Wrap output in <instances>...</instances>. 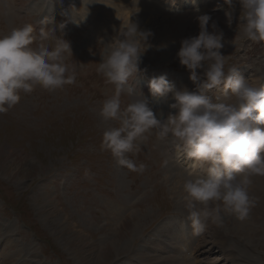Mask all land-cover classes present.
I'll return each mask as SVG.
<instances>
[{
  "label": "rangeland",
  "instance_id": "rangeland-1",
  "mask_svg": "<svg viewBox=\"0 0 264 264\" xmlns=\"http://www.w3.org/2000/svg\"><path fill=\"white\" fill-rule=\"evenodd\" d=\"M223 4L196 0V13L191 0H0V35L25 23L56 31L65 23L63 31L79 30L75 47L83 51L73 58L80 81L71 87L74 95L67 96L64 88L50 92L38 87L31 94L21 93L20 102L0 114V264H148L142 260L148 255L159 264L171 255L181 260L175 264H264V223L254 225L261 221L258 207L244 221L225 215L222 224L209 222L203 234L193 233L185 194L178 193L182 179L176 183L190 163L175 148L150 136L132 157L146 165L143 173L118 166L100 148L103 131L117 125L99 115L113 89L96 69L121 24L136 12L131 19L153 32V47L129 83L165 118L176 113L169 107L174 100L169 94L166 101L153 102L151 78L165 75L177 90H195L190 72L179 63V43L168 39L175 35L179 16L224 17L216 30L224 35L221 53L227 66L238 67L245 80L258 76L256 69L264 71V42L234 41L242 7L238 0L231 9L218 7ZM229 11L231 25L225 14ZM45 18H54V23L41 24ZM190 22L195 24L183 36L198 35L199 24ZM263 197L264 192L257 200ZM132 221L137 223L133 233L126 228ZM182 246L189 248L182 251Z\"/></svg>",
  "mask_w": 264,
  "mask_h": 264
},
{
  "label": "clouds",
  "instance_id": "clouds-1",
  "mask_svg": "<svg viewBox=\"0 0 264 264\" xmlns=\"http://www.w3.org/2000/svg\"><path fill=\"white\" fill-rule=\"evenodd\" d=\"M191 2L199 13L196 0ZM238 3L242 22L234 41L264 42V0ZM224 5L231 9L234 0H224L218 7ZM225 14L231 25L232 13ZM132 16L121 24L96 69L113 89L103 100L99 115L117 125L103 131L101 150L110 152L118 166L143 173L146 165L132 157L154 135L157 141L175 148L177 156L192 161L182 174L181 187L186 219L195 235L203 234L209 222L222 224L225 215L246 220L257 203L250 191L253 178L264 176V71L256 69L259 75L245 80L238 67L227 66V56L221 53L223 32L216 30L215 22L210 32L211 16L199 14L198 35L182 39L177 52L195 90H177L165 75L149 80L153 102L166 101L169 94L174 100L169 107L177 111L165 118L162 112L155 113L150 100L129 83L141 71L142 57L153 47L150 38L154 35L149 29H141ZM40 23H54V18ZM65 26L58 25L60 29ZM55 31H37L33 24L25 23L0 35V114L17 105L21 93L31 94L38 87L52 92L76 83L77 70L66 62L67 56L73 55L70 42ZM221 85L219 92L212 91ZM85 176L90 178V170Z\"/></svg>",
  "mask_w": 264,
  "mask_h": 264
},
{
  "label": "bare ground",
  "instance_id": "bare-ground-1",
  "mask_svg": "<svg viewBox=\"0 0 264 264\" xmlns=\"http://www.w3.org/2000/svg\"><path fill=\"white\" fill-rule=\"evenodd\" d=\"M123 2L124 1H126V0H122ZM203 8V7H202ZM204 10H205V8H203ZM207 10H208V8H207ZM202 14V13H201ZM203 14H206V13H203ZM151 15H152V13H151ZM197 15H199V14H197ZM197 15H193L192 17H190V18H188L186 15H182V16H179L178 18H176L175 19V24H174V31H175V35L174 36H170V37H168V39L170 40V41H174L175 43H179V46H181L180 45V42H181V40L182 39H184V38H188V37H186V36H183V34H188V33H190V30L188 29V27H190L191 25L193 26L194 24H195V22H190L191 20H196V22L198 23V21H197V19H196V16ZM218 15V14H217ZM148 16V15H147ZM153 16V15H152ZM191 16V15H190ZM211 16V15H210ZM220 16V15H219ZM224 16V15H223ZM226 17V16H225ZM211 21L212 22H215V24H216V22H219V23H223L222 21H223V19H224V17L223 18H221V17H217V16H211ZM150 18H148V20H149ZM146 24L145 23H143L142 24V26L144 27ZM143 27H141V28H143ZM211 30V29H210ZM190 37V36H189ZM184 161H186L187 163H192V161H190V160H187V159H184V158H182ZM182 169H180V171H181ZM204 170V169H203ZM180 173V172H179ZM173 175V174H172ZM176 178H177V184H178V178H180V179H182V177H181V175L179 174V177L178 176H176ZM180 182V181H179ZM181 183H182V181H181ZM181 185V184H180ZM250 191H251V194L257 199L258 197H259V195L262 193V192H264V176H257V177H254L253 178V184H252V186H251V189H250ZM178 193L180 194V193H183V190H182V187L180 186V187H178ZM183 195V194H182ZM255 207H258V209L259 210H256V211H259L258 213L261 215L259 218L261 219V221H259L258 222V220H257V222H255V224L254 225H256V223H264L263 221H264V197L262 198V199H260L259 201L257 200V203H256V205H255ZM255 209V208H254ZM254 209H253V211H254ZM252 210V209H251ZM252 212V211H251ZM254 213V212H253ZM252 213V214H253ZM250 216V215H249ZM255 217V216H254ZM258 217V216H257ZM228 218H229V220H231L232 218H233V216H231V215H228ZM252 218V217H251ZM135 221V220H134ZM134 221H132L131 223H129V224H126V228L127 229H129V230H131V233H133L134 231H135V229H136V227H137V223L136 222H134ZM227 221V220H226ZM252 222V221H251ZM229 223V222H228ZM253 223H254V219H253ZM250 225V224H249ZM258 226V225H257ZM168 227V226H167ZM253 227V226H252ZM179 228V227H178ZM258 228V227H257ZM263 228V226H260L258 229L261 231V229ZM139 229V228H138ZM254 230H256V228L254 227L253 228ZM258 230V231H259ZM164 231H165V229H164ZM260 231L258 232V236L261 234L260 233ZM166 232V231H165ZM168 232V231H167ZM128 233V232H127ZM173 235H174V237H175V231L173 232ZM182 237V236H181ZM251 238H254V236H251ZM121 239V238H120ZM168 239V238H167ZM170 239V238H169ZM253 240V239H252ZM167 242V241H166ZM165 242V243H166ZM246 242V241H245ZM254 242V241H253ZM252 242V243H253ZM181 245H182V243H181ZM185 245V244H184ZM247 246L248 245H250V247H251V243H247L246 244ZM186 246H187V244H186ZM190 246V245H189ZM189 246H188V248H189ZM144 247H146L145 245H144ZM156 247H158V246H156ZM188 248H186V247H184V246H182L181 247V250L182 251H185V250H187ZM148 249V248H147ZM156 251H158V248H157V250ZM189 251V250H188ZM113 253V252H112ZM141 253V252H140ZM145 254V253H144ZM185 254V253H184ZM185 256V255H184ZM99 257H102V254L99 256ZM98 257V258H99ZM154 257V256H153ZM153 257H150L149 255L148 256H146V257H143V261H145V262H147L148 264H159L158 262L156 263L155 261H156V258H153ZM164 257V256H163ZM162 257V258H163ZM166 257H168V261H164L163 263H161V264H175V262H179V261H181V260H179L178 261V257L176 256H166ZM103 258V257H102ZM158 258V257H157ZM165 259V258H164ZM101 260V259H100ZM186 260H187V258H186ZM185 260V261H186ZM154 261V262H153ZM189 261V260H188Z\"/></svg>",
  "mask_w": 264,
  "mask_h": 264
}]
</instances>
